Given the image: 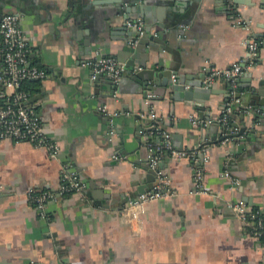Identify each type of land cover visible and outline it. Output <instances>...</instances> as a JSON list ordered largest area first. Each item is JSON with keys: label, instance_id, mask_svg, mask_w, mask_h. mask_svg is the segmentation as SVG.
I'll return each instance as SVG.
<instances>
[{"label": "crops", "instance_id": "0c3cea01", "mask_svg": "<svg viewBox=\"0 0 264 264\" xmlns=\"http://www.w3.org/2000/svg\"><path fill=\"white\" fill-rule=\"evenodd\" d=\"M9 13L30 37L27 63L45 73L27 84L26 107L58 151L0 143V264H264L228 206L264 208V0H0ZM127 21L157 40L132 44ZM247 40L251 67L204 85L210 69L246 59ZM99 55L122 64L116 85L90 78ZM225 107L227 129L216 121ZM150 110L174 149H206L195 155L204 189L195 163L164 154L173 194L124 218L127 200L154 184ZM227 134L238 135L220 142ZM65 166L80 189L38 213L29 194L56 191ZM223 169L240 180L234 194Z\"/></svg>", "mask_w": 264, "mask_h": 264}, {"label": "built area", "instance_id": "2783aa9c", "mask_svg": "<svg viewBox=\"0 0 264 264\" xmlns=\"http://www.w3.org/2000/svg\"><path fill=\"white\" fill-rule=\"evenodd\" d=\"M125 26L135 33L132 41V44H135L142 33V24L139 21H127ZM29 43L30 37L19 27L16 14L9 13L0 16L2 56L0 66V143L5 140H11L15 143L26 142L35 148H45L50 156H55L58 145L44 133L42 120L27 109L28 93L19 88L22 81L42 80L45 77L42 69L27 63ZM245 44L247 48L246 59L234 63L227 69H210L202 83L209 85L218 80L232 82L240 73L247 71L256 55V46L249 40ZM122 73L123 66L116 58L99 55L92 62L90 78L93 79L96 75L101 74L110 80L113 85H116L121 81ZM229 111V107L223 108L220 116L216 119L225 129L228 128L227 114ZM148 118L153 123L150 125L151 135L145 142L147 150L146 166L153 173L154 184L148 191L127 200V203L121 209L124 218L135 215L134 212H131L132 209L137 211L148 203L173 194L165 174L159 167V161L164 154L176 160L187 158L195 163V167L192 169L193 184L196 191L201 192L204 189L202 185V166L196 163L197 158L195 155L199 152L204 154L206 149L202 146H200L199 151L174 149L169 132L157 126V120L151 110L148 112ZM225 140L227 138L224 137L220 142ZM222 176L226 179L229 190L234 194L240 180L226 169H223ZM80 187L81 183L76 174L65 166L60 170V182L56 191L47 190L33 195L29 194L28 199L34 205L35 210L41 213L44 211L45 203L49 200L65 192L77 191ZM228 206L240 217L244 230L247 231L248 236L258 242L264 255V208L250 209L239 199L229 203Z\"/></svg>", "mask_w": 264, "mask_h": 264}, {"label": "water", "instance_id": "95a60500", "mask_svg": "<svg viewBox=\"0 0 264 264\" xmlns=\"http://www.w3.org/2000/svg\"><path fill=\"white\" fill-rule=\"evenodd\" d=\"M145 39H153V40H157L156 39V37H153V36H150V35H148V33H147V30H145L144 32H143V34L141 35V38H140V40H139V42L140 43H145ZM164 75L165 76H169L170 75V72H164ZM161 76V75H160ZM164 81H166V78L165 77H163V79H162V83L164 82ZM177 82H175L174 83V85H173V88H174V93H176V89H177ZM232 135H235V136H237L238 134H231V135H229V134H227V135H225L224 137L225 138H227V137H230V136H232ZM223 139V138H222ZM151 176H152V173L149 171L148 172ZM150 188V187H149Z\"/></svg>", "mask_w": 264, "mask_h": 264}, {"label": "trees", "instance_id": "16d2710c", "mask_svg": "<svg viewBox=\"0 0 264 264\" xmlns=\"http://www.w3.org/2000/svg\"><path fill=\"white\" fill-rule=\"evenodd\" d=\"M32 81H33V80H25V81H22V82L20 83L19 88L22 89V90H24V91H26V92L28 93V91H27V89H26V86H27V84L29 85L30 82H32ZM33 82H35V81H33Z\"/></svg>", "mask_w": 264, "mask_h": 264}]
</instances>
